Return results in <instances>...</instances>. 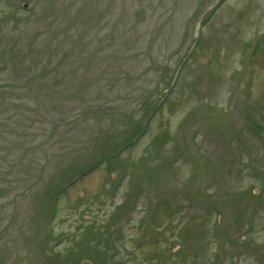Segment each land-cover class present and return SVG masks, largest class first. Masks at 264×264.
Listing matches in <instances>:
<instances>
[{
	"label": "rangeland",
	"instance_id": "rangeland-1",
	"mask_svg": "<svg viewBox=\"0 0 264 264\" xmlns=\"http://www.w3.org/2000/svg\"><path fill=\"white\" fill-rule=\"evenodd\" d=\"M88 258L264 264V0H0V264Z\"/></svg>",
	"mask_w": 264,
	"mask_h": 264
},
{
	"label": "water",
	"instance_id": "water-1",
	"mask_svg": "<svg viewBox=\"0 0 264 264\" xmlns=\"http://www.w3.org/2000/svg\"><path fill=\"white\" fill-rule=\"evenodd\" d=\"M83 264H89L88 262H85V263H83Z\"/></svg>",
	"mask_w": 264,
	"mask_h": 264
},
{
	"label": "trees",
	"instance_id": "trees-1",
	"mask_svg": "<svg viewBox=\"0 0 264 264\" xmlns=\"http://www.w3.org/2000/svg\"><path fill=\"white\" fill-rule=\"evenodd\" d=\"M259 130V127L257 128ZM89 259V258H88ZM90 260V259H89Z\"/></svg>",
	"mask_w": 264,
	"mask_h": 264
}]
</instances>
